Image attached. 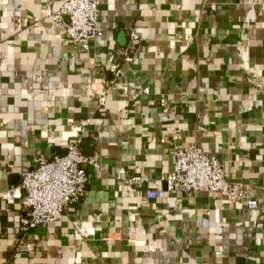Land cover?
Here are the masks:
<instances>
[{"label": "crops", "instance_id": "crops-1", "mask_svg": "<svg viewBox=\"0 0 264 264\" xmlns=\"http://www.w3.org/2000/svg\"><path fill=\"white\" fill-rule=\"evenodd\" d=\"M103 1L102 34L76 64L47 14L62 0H0V191L64 155L78 120L82 152L100 162L87 197L21 247L0 201V264H264V0ZM91 83L116 84L104 106ZM174 132L254 187L258 208L171 196ZM149 190L162 198L147 202ZM77 227L89 237L75 247Z\"/></svg>", "mask_w": 264, "mask_h": 264}, {"label": "built area", "instance_id": "built-area-1", "mask_svg": "<svg viewBox=\"0 0 264 264\" xmlns=\"http://www.w3.org/2000/svg\"><path fill=\"white\" fill-rule=\"evenodd\" d=\"M57 0H50L54 5ZM103 0H62L57 11L48 10V17L53 21L64 42H69L75 51L70 60L79 64L80 54H89L95 40L101 36L99 25L100 8ZM135 35V30H130ZM77 53V54H76ZM129 61V58H126ZM98 85L102 89H98ZM116 84L105 88L104 83L89 84V88L98 98V105L104 106ZM124 90V88H122ZM145 94L149 89L144 90ZM188 97V92H182ZM158 106L165 114L173 116L175 122L180 121L174 108L170 107L166 96L160 95ZM88 121L78 120L73 128L65 134L64 155L48 160L38 158L36 167L29 172L21 173L18 186L0 191V201L10 221L13 222L19 246L31 231L60 223L69 206L80 204L88 195L87 168L99 169L97 158L87 156L81 146L88 130ZM174 158L173 174L166 179L167 192L174 197L204 193L218 195L231 205H244L248 210H256V189L243 182L229 180L225 174V162L215 154L205 152L198 144L182 146L179 134L170 135ZM141 178L133 176L127 184L140 185ZM162 198L161 192L149 190L147 202H155ZM18 206V209L16 208ZM89 237V231L77 227L75 230V247ZM31 248L28 247V250Z\"/></svg>", "mask_w": 264, "mask_h": 264}]
</instances>
